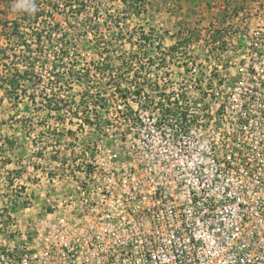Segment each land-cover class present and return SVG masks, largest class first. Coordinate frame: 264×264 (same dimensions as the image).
<instances>
[{
    "label": "built area",
    "instance_id": "1",
    "mask_svg": "<svg viewBox=\"0 0 264 264\" xmlns=\"http://www.w3.org/2000/svg\"><path fill=\"white\" fill-rule=\"evenodd\" d=\"M237 1L190 42L203 54L130 27L128 85L103 68L112 91L65 119L50 181L66 193L31 219L0 209V264H264V0Z\"/></svg>",
    "mask_w": 264,
    "mask_h": 264
},
{
    "label": "rangeland",
    "instance_id": "2",
    "mask_svg": "<svg viewBox=\"0 0 264 264\" xmlns=\"http://www.w3.org/2000/svg\"><path fill=\"white\" fill-rule=\"evenodd\" d=\"M81 1L85 4V7L80 14L72 12L56 13L55 18H49L51 23H47L44 26L48 32L52 31L58 34L56 36L53 34L51 41L44 38L43 44L47 56L41 57L38 61L36 68L37 77L35 78L37 86L30 85L28 87V94L31 92L41 94L43 91H50L51 87L54 88L57 85L61 87L59 90L60 97L53 98V101H51L57 109L51 113L45 105L46 101L40 96L37 97L35 102L25 96L20 100L21 106L15 107L12 104L15 108V114L8 119L3 131V127L0 125V140H3L4 133L9 135L8 132H12L14 127L17 129L18 125L14 126V124L17 123L18 119L23 120V128L27 131V135H30V139L25 136L22 137L21 134L16 135L17 139L13 137L15 140L20 141L16 144L15 151H10L9 157H13L14 163L6 168L5 176L8 177L9 181L11 179L14 181L9 183L7 188L4 187V191L0 188V196L8 197V201L0 202V209L3 208V205L5 210L11 207L15 212V219L21 217L23 219H31L41 212L50 211L53 208L52 204H57L60 195L66 193L67 183L64 180L58 181L56 184L50 181V169L53 168L50 163V157L56 155L54 153L55 149L61 151L60 144L66 145V148L62 150L64 157L67 152L66 149L75 144L72 141L73 137L65 138L68 127H72L70 123L66 124L65 119L74 115L75 112L72 111V108H74L72 105H77L84 112L83 115H85L84 104L82 103L79 106L82 93L89 92L94 96H98L100 89L105 92L112 91V89L106 88V83L109 81L107 77L110 75L104 72L103 68L108 67L111 73L115 71V77H120L122 83L128 85L129 74L127 69H130V64L123 61L128 58L125 55L130 51L132 45L130 41V39L132 40L130 24H125L122 28H117L113 25L107 27L106 21L109 19H112V21H115V19L120 20L121 17L130 18L131 15L128 14V11H130L131 7H135V4L119 6L117 3H113V0ZM174 1L177 2L176 7L178 0ZM73 2L76 4L75 8H77L78 3ZM144 2L137 1L135 3L142 4ZM226 2L231 5V3L237 4L238 1L231 0L229 2L226 0ZM43 4L46 5L47 3L43 2ZM19 5L22 9L23 3ZM19 5L11 9L12 13L16 12ZM50 5L53 4L51 3ZM115 6L117 7L115 8L116 11L112 10ZM96 9L98 13L95 12ZM117 9L121 10L120 13H124L119 14ZM232 9L231 7L228 10H222L221 19H227L228 16L235 15ZM114 14L118 16H114ZM234 19L236 23L239 22L241 24L236 18ZM57 24L59 28H54ZM209 27L216 31L215 33L224 29V26H221V29V27L213 24L200 27L186 24L183 26V32H187L190 29L195 31L196 37H198L203 33L205 34ZM64 33L68 35L65 38L62 36ZM155 34L156 37L160 36L166 41L164 33L160 34L159 31H156ZM66 40L68 41L67 43ZM168 43L167 41L164 44L166 48L169 47ZM62 47L65 51L64 58L58 62L54 58V51ZM180 49V51H188V53H196L197 51L200 54L205 53L204 44L188 47L182 45ZM102 54L106 56L104 61L101 59ZM206 61L208 62V60ZM199 63L201 64L202 62ZM38 77L42 79L39 80ZM114 78L110 82H119V78ZM12 105L1 108L0 112L5 115L12 108ZM19 113L22 116L15 118V115L17 116ZM57 121H59L58 126L56 125ZM54 132L60 133L55 135ZM75 138L78 139L77 137ZM88 138L89 135H81L80 141L82 142V140ZM107 143L110 144L111 142L108 140ZM70 155L73 156L72 153ZM6 159L5 157L2 160L6 161ZM16 199H21L30 208L25 210L24 205L12 206V203L15 204Z\"/></svg>",
    "mask_w": 264,
    "mask_h": 264
},
{
    "label": "trees",
    "instance_id": "3",
    "mask_svg": "<svg viewBox=\"0 0 264 264\" xmlns=\"http://www.w3.org/2000/svg\"><path fill=\"white\" fill-rule=\"evenodd\" d=\"M73 1L78 3L77 8L73 7ZM123 1L128 5L132 4V1H134L133 4L137 1L144 2V0ZM43 2L47 4L45 5ZM51 3L53 5H50ZM84 7L85 4L81 0H29L11 23L8 17L0 19L3 26L2 34L7 40L6 45H0V91L4 92L5 96L14 106H17L19 101L25 96L32 99L33 102L40 96L46 101L45 105L50 111L57 109L51 101H53V98L60 97L59 90L61 87L58 85L54 88L51 87L50 91H43L41 94L38 92L28 94V87L30 85L37 86L35 78L37 77L36 68L38 61L41 57L47 56L43 44L44 38L51 41L53 34L54 36L58 34L57 32H48L44 26L47 23H51L49 18H55L56 13L72 12L80 14ZM33 8L35 11H33ZM95 12L98 13V10L96 9ZM56 27L59 28V25L54 26V28ZM154 30L153 27H150L148 31L144 27H140L141 39L149 41L151 38L150 34L154 33ZM185 33L183 34L182 29L177 32L178 40L170 46V50H178L182 45L188 47L192 39L196 37L195 31H191L190 29ZM187 35L189 36L186 37ZM62 36L65 38L68 35L64 33ZM161 46V43H159L157 48L160 49ZM64 52L63 47L54 51V58L59 62V60L64 58ZM123 62L128 63V60H124ZM128 71L129 69H127V73ZM38 79L42 78L38 77ZM84 96L85 94L82 95V98ZM5 143L13 147L15 140L6 137ZM7 162L10 163L11 159H8Z\"/></svg>",
    "mask_w": 264,
    "mask_h": 264
},
{
    "label": "crops",
    "instance_id": "4",
    "mask_svg": "<svg viewBox=\"0 0 264 264\" xmlns=\"http://www.w3.org/2000/svg\"><path fill=\"white\" fill-rule=\"evenodd\" d=\"M27 1L29 0H0V19L8 17L11 23L19 15L20 10H22L19 4L23 3L24 7ZM167 1L169 0H146L144 2V4H146L144 10L141 9V3H135V7H131L130 11H128V14L131 15V17L128 18V24H130L131 28L140 26L147 30L153 27L155 29L154 31H159L160 34L166 31V33H164L165 42L167 43L168 41V44L172 45L178 40L177 32L180 29H182L183 32V26L186 24L199 27L210 26V24L219 27L223 26L224 21L227 19H221V11L231 8V5H228L226 0H178L176 7L167 9L165 6ZM228 1L230 2L231 0ZM113 3H117L119 6H127L123 0H113ZM132 3H134V1H132ZM16 5H19V7L15 13H12L11 9H14ZM115 8L117 7L115 6L112 10L116 11ZM120 11V9H117L119 14L124 13H120ZM2 30L3 26L0 22V45H6L7 40L3 36ZM202 31L204 32V30ZM21 104V101H19L18 105L15 107H19ZM7 105L11 106L12 102L9 101L3 91H0V109ZM14 109L12 105V108L9 109L5 115L0 112V125L3 127L2 131L8 123V119L15 114ZM21 116L22 114L19 113L17 116L15 115V118H20ZM22 122V119H18L17 123L14 124V126L18 125L17 129L14 127L15 129L13 128L12 132H8L9 135L4 133L3 140H0V147H2L0 149V188L3 191L4 187L7 188L9 183H11L8 177L5 176V171L10 164L14 163L13 157H9V155L11 150L15 151L16 144L20 141L15 140L17 139L16 135L21 134L22 137L25 136L27 139H30V135H27V131L23 128ZM6 137L15 140V145L13 147H10L6 143L3 144ZM5 157L7 158L6 161L2 160ZM8 159H11L10 163L7 162ZM50 162L52 166V156L50 157ZM11 180L14 181L13 179Z\"/></svg>",
    "mask_w": 264,
    "mask_h": 264
},
{
    "label": "clouds",
    "instance_id": "5",
    "mask_svg": "<svg viewBox=\"0 0 264 264\" xmlns=\"http://www.w3.org/2000/svg\"><path fill=\"white\" fill-rule=\"evenodd\" d=\"M33 11H35V9L33 8Z\"/></svg>",
    "mask_w": 264,
    "mask_h": 264
}]
</instances>
